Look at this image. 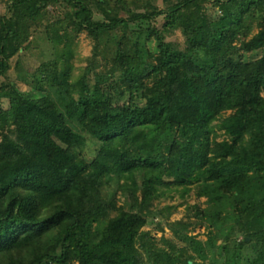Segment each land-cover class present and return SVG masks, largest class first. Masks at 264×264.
<instances>
[{
    "label": "trees",
    "instance_id": "trees-1",
    "mask_svg": "<svg viewBox=\"0 0 264 264\" xmlns=\"http://www.w3.org/2000/svg\"><path fill=\"white\" fill-rule=\"evenodd\" d=\"M63 1L72 33H48L55 57L30 74L31 90L0 84V264H144L143 254L147 264H206L209 252L207 264H264V0H115L130 15L105 20L91 0ZM2 2L5 76L58 0ZM173 29L186 50L165 40ZM83 31L96 52L74 76ZM84 138L97 144L90 160L76 151ZM160 187L205 198L195 210L206 239L185 235L195 257L141 230ZM117 190H139L136 205H117Z\"/></svg>",
    "mask_w": 264,
    "mask_h": 264
},
{
    "label": "rangeland",
    "instance_id": "rangeland-1",
    "mask_svg": "<svg viewBox=\"0 0 264 264\" xmlns=\"http://www.w3.org/2000/svg\"><path fill=\"white\" fill-rule=\"evenodd\" d=\"M4 0H0V14L5 12ZM91 8L93 11V18L95 20H105L108 16H118L128 17L130 14L120 12L118 7L114 4L115 0H105L107 4L103 7L96 4L95 1L91 0ZM63 0H58V3L50 4L46 9L41 13L45 17L42 23H39L33 29V33L30 36L29 43L26 44L25 48L22 49L17 55L11 58L10 60V70L6 73L5 76H0V84L5 79L12 81L21 91L31 90V86L27 84V81L30 79V74L37 69L38 65L40 66L42 62H47L52 60L54 56V50L52 47L51 41L48 39V33L50 35H55V33L62 34V32L67 29V31L72 33L71 28L65 26V23L61 22L63 18V12L66 10ZM155 3L162 7V0H155ZM131 4V3H130ZM103 8L106 9V14L103 12ZM134 10V6L131 5L130 10ZM210 14L218 15L217 8H210ZM117 11V12H116ZM196 12L195 8H189L188 13ZM196 14V13H195ZM167 18L164 16H159L154 22L156 28L161 29L163 22ZM66 20V19H65ZM64 21V20H62ZM256 22V21H255ZM53 24V25H50ZM46 25H50L48 28ZM257 28L254 27L252 33L256 32ZM165 40L176 50L184 51L187 48V43L179 29H173L163 32ZM249 38V37H248ZM61 47V46H60ZM73 56L71 63L73 65L72 73L74 76L78 75L82 68L88 64L89 57L95 54L96 48L93 39L86 34L85 31L74 36V41L72 44ZM261 52H244L243 56L245 59H253L260 56ZM101 68V67H100ZM99 68V69H100ZM120 74H116V78ZM7 80V81H8ZM8 103L5 98H0V108H7ZM217 140L224 138L221 135L222 131L218 130ZM85 142L82 146L78 147L76 151L79 156L85 160H90L94 155L96 149V143L92 138H84ZM173 186V185H172ZM171 187V186H170ZM112 189H115V185H112ZM167 187H160L161 193L158 197H155L148 208V210L143 211L146 224L141 228L143 231H148L153 240L155 247L164 248L167 251H172L175 256L179 258H187L190 255L195 257V252L192 251L189 241L185 239V235H192L195 239L204 241L206 239L207 228L205 222L201 221L197 217L196 206L203 208L205 206L204 197H196L194 190L190 189L189 191L183 192L180 189L169 190ZM179 188V187H177ZM112 189H105V192H109ZM128 190H117L116 191V200L117 205L124 204L126 208L134 207L138 201V196H140L139 190L135 195H129ZM179 222V223H178ZM178 223V224H176ZM173 224H176L174 227L178 228V234L173 231ZM183 225V226H182ZM172 226V228H170ZM242 236H238V240H241ZM248 240L250 238L247 236ZM245 238V239H246ZM247 240V241H248ZM221 241H217L220 243ZM141 240L137 238L136 247H139V251H143L140 248ZM144 258V264H147L148 260ZM212 257V254L209 252L207 259L204 263H208L209 259ZM197 262H201V259L198 257L195 259ZM189 264H192V261H188Z\"/></svg>",
    "mask_w": 264,
    "mask_h": 264
},
{
    "label": "water",
    "instance_id": "water-1",
    "mask_svg": "<svg viewBox=\"0 0 264 264\" xmlns=\"http://www.w3.org/2000/svg\"><path fill=\"white\" fill-rule=\"evenodd\" d=\"M246 240H248V238H246Z\"/></svg>",
    "mask_w": 264,
    "mask_h": 264
}]
</instances>
